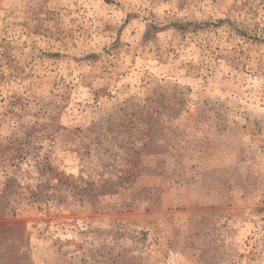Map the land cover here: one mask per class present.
Instances as JSON below:
<instances>
[{
	"label": "rangeland",
	"instance_id": "374dc122",
	"mask_svg": "<svg viewBox=\"0 0 264 264\" xmlns=\"http://www.w3.org/2000/svg\"><path fill=\"white\" fill-rule=\"evenodd\" d=\"M0 264H264V0H0Z\"/></svg>",
	"mask_w": 264,
	"mask_h": 264
}]
</instances>
